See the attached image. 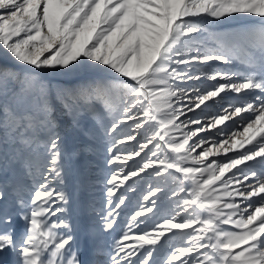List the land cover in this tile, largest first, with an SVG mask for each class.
Returning <instances> with one entry per match:
<instances>
[{"label":"snow or ice","instance_id":"6c2138e0","mask_svg":"<svg viewBox=\"0 0 264 264\" xmlns=\"http://www.w3.org/2000/svg\"><path fill=\"white\" fill-rule=\"evenodd\" d=\"M232 20L250 27L207 47L202 39L207 26ZM0 49L12 61L0 59V173L12 172L0 182V223H12L7 205L14 198L26 209L19 215L28 226L20 236L13 228L0 230V264L8 252L12 264H264V0H0ZM237 56L244 71L215 70L213 62L230 64ZM56 76L75 79L54 85L49 78ZM202 79L217 83H189ZM226 92L250 99L207 124L200 116L181 120ZM242 113L250 114L241 117L242 130L230 125L217 133L223 140L202 137L189 145L199 132ZM130 121L133 130L144 129V142L121 155L126 150L116 145L136 140L121 129ZM190 124L200 127L183 132ZM65 125L89 140L72 159L94 146V136L110 142L107 163L117 168L106 180L108 211L101 231L117 225L134 185L119 189L147 169L165 182L173 178L184 193L175 214L132 234L147 222L138 218L156 208L157 194H167L157 184L143 197L150 203L131 215L135 224L114 246L106 247L89 229L88 247H82L65 216L70 204L62 187L69 156ZM176 131L183 132L182 139ZM247 145L253 146L244 151ZM143 149L155 160L127 166ZM221 151L226 159L209 161ZM232 169L237 172L222 180ZM181 212L188 215L178 220ZM185 229L192 231L183 234L184 244L173 245L172 236L161 243L173 230Z\"/></svg>","mask_w":264,"mask_h":264},{"label":"rangeland","instance_id":"374dc122","mask_svg":"<svg viewBox=\"0 0 264 264\" xmlns=\"http://www.w3.org/2000/svg\"><path fill=\"white\" fill-rule=\"evenodd\" d=\"M193 19V18H190ZM250 27V25L245 21H237L232 20L228 23L224 24H210L207 26V33L202 39L205 41V45L209 48L217 47L218 41L223 38L236 33L243 31L245 28ZM48 55V53H45ZM0 59H7L11 61L8 57L3 55V49H0ZM215 65L216 71L222 72H242L245 69V65L242 63V59L240 56H237L232 63L224 64L222 62H213ZM198 67H205L204 65H197ZM99 77H103L104 74H97ZM54 85H70L75 78L73 77H63L56 76L49 78ZM123 79V78H122ZM223 82V81H219ZM190 84L200 85L201 87H207L214 83L215 81H210L207 79H202L201 81H190ZM194 98L195 94H191ZM224 99L215 98L214 101H208L205 105H201L199 109H196L193 112H187L186 117L181 116V120L190 117L200 116L204 123H210V120L214 116L224 115L225 109H229L231 106H236L242 103H246L247 99L244 93L236 94L231 92H226L221 94ZM191 101L185 100V103H190ZM250 115L249 113H242L241 116H236L233 119H230L225 122L224 125H218L216 128H211L209 130L199 132L197 136L192 137L189 140V145L198 141L202 137H208L210 140H223L224 136H217V133L221 131V129H228L229 126H232V130L240 131L243 126H246L241 121V117H246ZM179 123V121L177 122ZM132 122H128V124H121V129H123L124 135H135L136 140H126L125 143L117 144V149H124L126 151L121 152V155H128L131 152L138 150L139 143L144 142V129L133 130L131 127ZM85 126L92 130L95 133V128L91 124V122L86 121ZM199 124H190L187 128L183 129V132L189 131L190 129L199 128ZM120 129H118V132ZM182 131H176L174 135L178 139L183 138ZM64 146L66 152L69 156L66 158L65 172L66 179L62 187L69 194L70 204L68 207V212L65 214L67 217L68 223L71 227V234L76 238L79 244L87 248L88 239L86 237V231L89 229L95 232V236L97 240L104 242L105 246L109 249L114 246L115 242L119 240L123 233L128 231V225L135 224V221L131 220V215L134 214L136 210L140 206L147 205L150 201H144L143 197L149 194L151 187H154L157 184H160L166 190V195L158 193V196H161V199L157 200L156 208L152 213H147L144 217H139L140 221H147L146 223H141L139 227H133L131 229L132 234H141L144 229L152 230L157 222H162L165 216L174 215L176 212V204L181 201V196L184 193H181L178 188L177 182L173 178H168L167 182H165L164 177H157L153 175H149L153 171V169H147L145 172L141 173L139 177H133L131 180L127 181V183L119 189V192H124L125 189L129 185H134V190L127 191L126 195L128 199L125 201V205L121 206L120 215L117 217V225L114 226V229L111 232L101 231L103 216L108 211L106 188L109 185L106 184V180L108 176L111 174L114 168H117V165H110L107 163V157L110 155L107 151V147L110 146V142L104 140L103 138H99L98 136H94V146L87 152L81 154L80 158L72 159L70 154L82 148L84 145L89 143V140L84 136L71 132L67 125L64 127ZM115 135V134H112ZM260 139L257 136V140L253 141V144L257 143ZM255 142V143H254ZM253 145H247L244 151L247 148L252 147ZM203 147H209L208 144H205ZM151 148V145H149ZM203 151V148H197L196 152L200 153ZM148 153V149H143L140 153V156H135L133 159L127 161V166H138L139 163H142L143 160L154 157L150 156ZM236 152H229L228 156L236 155ZM143 158V160H142ZM226 159L223 152L221 151L220 155L209 157V161H222ZM249 164L254 163L253 161L248 162ZM125 167L127 170V166L120 165ZM198 167V165H197ZM239 168H244L245 165L238 166ZM233 172H237V169H232L231 172L225 174L222 178L228 179L232 176ZM17 174L19 175V170H17ZM12 175L11 170H8V175L0 173V179H8ZM178 175V174H177ZM221 181H217V184H220ZM2 182V180H1ZM185 183V182H184ZM233 187H239V185H233ZM175 189L176 192L173 195L172 190ZM118 192V195H119ZM115 199V198H112ZM154 199V197H153ZM256 199V198H253ZM7 207L8 214L13 217L12 223L8 225H4L0 223V230H4L7 228H13L15 230V235L20 236L28 227L27 224L20 218L19 213L25 211L26 209H21L16 206L15 199L8 202ZM3 210V205H0V212ZM188 213L181 212L177 219H182L187 216ZM64 217H61L63 219ZM56 217H52V220H55ZM24 227V231L21 229ZM224 227H229L225 225ZM63 231V230H61ZM192 231V229L185 230H173V233H168L164 238H162L161 243L163 244L165 240L168 239L169 236H172L173 239L171 243L175 246H179L185 243L182 239V236L185 232ZM175 234V235H174ZM126 243H132V241H128ZM159 248V245L156 246ZM165 251H169L167 245H165ZM6 256H4L5 262ZM155 259H161V256L158 254H154Z\"/></svg>","mask_w":264,"mask_h":264},{"label":"bare ground","instance_id":"6f19581e","mask_svg":"<svg viewBox=\"0 0 264 264\" xmlns=\"http://www.w3.org/2000/svg\"><path fill=\"white\" fill-rule=\"evenodd\" d=\"M258 139H259V138H258ZM254 143H255V142H254ZM121 145H122V144H121ZM9 253H10V252H9ZM9 253H8V255H9ZM8 255H7V256H8ZM7 263H8L7 261L4 262V264H7Z\"/></svg>","mask_w":264,"mask_h":264},{"label":"trees","instance_id":"16d2710c","mask_svg":"<svg viewBox=\"0 0 264 264\" xmlns=\"http://www.w3.org/2000/svg\"><path fill=\"white\" fill-rule=\"evenodd\" d=\"M1 180L3 181V179H0V182H1ZM8 209H10V207H8Z\"/></svg>","mask_w":264,"mask_h":264}]
</instances>
